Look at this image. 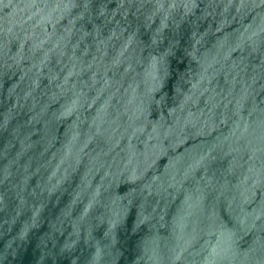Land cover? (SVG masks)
Wrapping results in <instances>:
<instances>
[{
  "label": "water",
  "instance_id": "1",
  "mask_svg": "<svg viewBox=\"0 0 264 264\" xmlns=\"http://www.w3.org/2000/svg\"><path fill=\"white\" fill-rule=\"evenodd\" d=\"M0 264H264V0H0Z\"/></svg>",
  "mask_w": 264,
  "mask_h": 264
}]
</instances>
